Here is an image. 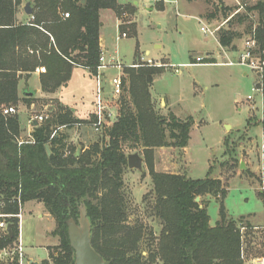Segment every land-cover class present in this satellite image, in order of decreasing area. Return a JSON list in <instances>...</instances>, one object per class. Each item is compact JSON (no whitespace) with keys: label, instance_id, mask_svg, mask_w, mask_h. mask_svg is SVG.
Masks as SVG:
<instances>
[{"label":"trees","instance_id":"trees-1","mask_svg":"<svg viewBox=\"0 0 264 264\" xmlns=\"http://www.w3.org/2000/svg\"><path fill=\"white\" fill-rule=\"evenodd\" d=\"M33 3L34 19L27 24L17 20L22 0H0V211L18 213V198L23 205L42 204L57 221L54 235L59 236L60 245L56 248L59 252L51 254L53 264H74L67 221L79 218L82 204L92 223V246L111 264H244L241 229L254 226L244 217L236 219L229 215L224 204L227 190L222 181L210 177V172L204 179H192L155 170L154 149L188 147L194 126L192 116L180 118L173 112L162 115L156 110L151 87L164 73V66L138 63L124 69L122 100H125L118 109V120L104 130L101 143L79 155L75 148L67 152L59 134L51 138L58 127L72 128L82 123L74 118L72 110L64 107L36 126L31 140L19 145L22 133L19 118L5 116L3 109L21 100L32 103L31 97L19 96V83L25 75L45 67L41 86L46 93H54L66 85L74 67L85 68L95 75L102 55L101 12L134 14L132 7L120 6L117 0ZM250 13L257 14V21L250 20ZM65 14L69 17L65 18ZM214 18L215 14H208V19ZM226 20L229 28L218 32L220 47L236 52V42L253 35L264 60V0H258L244 14L236 13ZM235 21L239 26L248 22L244 33L231 28ZM193 63L216 64L209 59ZM113 105L119 107L120 103ZM46 145L50 146V155ZM125 148L143 151L153 184L149 217L155 219L161 230L148 258L140 251L144 226L128 224L130 217L123 192V174L128 168ZM206 196L220 205L215 226L210 224L204 203ZM16 239L14 228L12 235L0 238V251L9 248Z\"/></svg>","mask_w":264,"mask_h":264},{"label":"rangeland","instance_id":"rangeland-1","mask_svg":"<svg viewBox=\"0 0 264 264\" xmlns=\"http://www.w3.org/2000/svg\"><path fill=\"white\" fill-rule=\"evenodd\" d=\"M26 1L28 3L31 1L33 6L34 0ZM120 1L128 3L133 8L134 14L124 12L118 16L115 13L120 19L119 28L113 14L110 11L103 12L102 33L107 35L110 51L117 52L124 65L150 64L148 60L169 64V67H164V73L157 77L151 87L152 98L153 96L158 98H153L156 110L162 115H168L171 112L168 106L172 102L180 118L192 115L196 120V126L191 132L187 156L180 151V153L169 154L170 151L159 153V148H157L158 151L154 149L155 170L163 173L162 166H167L169 168L167 171L171 174L203 179L211 167L210 177L221 180L229 187L224 202L229 215L237 219L242 216L259 218L250 221L253 228L244 227L242 232L244 264H257L255 262L257 259L264 258V196L259 198L258 195L261 188L258 171L260 167L264 169V159L260 163L258 150L264 135L263 98L260 93L253 92L256 78L252 72L238 65H223L239 56L247 36L236 42L237 51L232 52L220 47L218 33L206 34L201 31V28L208 27L214 30L223 25L222 28L228 29L227 17H233L237 12L244 14L247 8L254 6L258 0ZM23 6L22 1L19 11L24 13ZM210 13L215 14L216 18L208 19ZM249 18L255 22L258 17L256 13H250ZM233 23L231 28L241 33H244L248 26V22L241 26L236 24V21ZM124 32L127 33V38L122 37ZM206 59L216 64L200 63V65L183 66L195 61L205 62ZM150 65H156V62L152 61ZM244 73L248 76H244ZM118 75L117 70L104 72L107 82ZM107 82L104 83L105 89L109 91L110 86ZM95 83L84 70L76 69L70 81L66 86H62L58 94L64 97L70 110L77 106L83 107V103L87 109H91L90 100H94V109H96ZM22 84L25 92L35 93L31 97L32 103H24L21 100L20 103L13 105L18 111L16 115L22 130L19 140L26 142L31 140L30 135L35 128L34 124L30 123V118L43 115L50 119L62 107L53 93L35 91V87L39 86L35 79L29 83L25 76ZM122 96L123 89L117 99H108L113 113L110 122L108 121L110 124L115 123L119 118L117 111L124 105L122 102L125 100H122ZM248 96H253L255 101L253 103L247 101ZM159 97L165 101L161 102ZM114 102H119L120 106H114ZM228 126H231L233 130L229 129L230 133L226 137ZM58 134L64 138L67 152L75 148L79 155L92 145L101 143L104 130L93 128L83 130L74 126L61 128ZM225 138L229 139L231 146L234 145L230 148L233 150L229 151L234 152V157L237 159L236 165L229 162L227 155L229 151H225L224 147ZM124 152L127 155L139 153L144 157L142 150L125 148ZM240 161L252 166L254 173L243 174L239 168ZM123 182L127 212L130 217L128 224L144 226L140 251L145 258H148L151 249L155 247L154 240L159 237L161 229L155 219L149 217L150 202L154 196L146 163L144 162L143 172L127 168L123 174ZM204 200L211 219L210 223L215 226L219 219L220 205L209 196H206ZM244 218L249 220V217ZM56 229V219L45 210L42 204L29 202L24 205L23 242L27 260H33L38 264L48 260L50 264H53L51 254H57L59 251L56 248L60 245L59 236L54 235ZM151 231L154 232V238L151 236ZM15 247L14 242L7 248L5 254L0 252V264L13 262L9 259L13 256Z\"/></svg>","mask_w":264,"mask_h":264},{"label":"built area","instance_id":"built-area-1","mask_svg":"<svg viewBox=\"0 0 264 264\" xmlns=\"http://www.w3.org/2000/svg\"><path fill=\"white\" fill-rule=\"evenodd\" d=\"M238 13V12H237ZM65 18L69 17V14L64 15ZM32 19H34L32 17ZM223 27L218 26L214 30H210L208 27H202L201 31L203 33H209L211 35H216L220 29ZM123 38L128 37L127 33L122 34ZM239 56L235 58L234 60H230L229 62L223 64L227 66H241L248 71L252 72L255 75V83L253 92L260 93L263 98V106H264V60L262 58V53L259 52V46L257 44V41L253 35H249L247 37V40L245 41L244 48L239 52ZM100 66L97 67V72L95 74V82H96V113H95V122L92 123V127H94L96 130H106L113 126V124H110V120L113 117V113L111 111V107H109L108 99H117L123 89V73L125 66L122 64L120 60H113L109 63H106V58L102 52L101 59H100ZM151 64V62L149 61ZM112 69L117 70L119 72L118 76L113 77L109 81L110 91L105 90V77H104V70ZM37 72H41L42 74L46 73V68L41 67L37 69ZM247 101L254 102L255 99L253 96H248ZM118 112V111H117ZM18 113L16 107L11 106L8 108L3 109V114L5 116L10 115H16ZM48 119V116H35L30 118V123L38 122V124L43 123ZM264 120V116H263ZM109 121V122H108ZM59 127L57 130L54 131L51 138H54L58 131L61 130ZM25 143L24 141L19 140V145H22ZM259 161L261 163V160L264 159V135L262 137V141L259 144ZM259 163V164H260ZM258 178L261 184V188L259 190L260 193L264 195V169L263 167H260L258 171ZM19 202V210L16 214H4L0 211V238L10 235L8 231V227L11 226L12 228V234L13 229L15 228L17 230V239L15 241V250L13 256L10 258L11 261H16L18 264H27V259L24 253L25 246L23 242V220H24V205L22 204L21 200L18 198ZM245 228L243 227L241 231L243 232ZM7 249L2 250L0 252L6 253ZM244 259V256H242ZM257 264H264V258L257 259L255 261Z\"/></svg>","mask_w":264,"mask_h":264},{"label":"crops","instance_id":"crops-1","mask_svg":"<svg viewBox=\"0 0 264 264\" xmlns=\"http://www.w3.org/2000/svg\"><path fill=\"white\" fill-rule=\"evenodd\" d=\"M23 1V8L25 7V5L28 3V1H26V0H22ZM118 1V4L120 5V6H129V4L128 3H122L120 0H117ZM30 3H32L31 1H29ZM24 10V9H23ZM104 11H110L112 14H113V16H114V18H115V21H116V25H117V27H119L120 26V19H119V17L115 14V12H113L112 10H104ZM104 11H102L101 12V22H102V26H101V50H102V52H103V54H104V56H105V58H106V63H109V62H111V61H113L114 59L115 60H120L121 62H122V64H123V61H122V59H120L119 58V56H118V53L117 52H111L110 51V49H109V42H108V40H107V35L105 36V35H103V33H102V30L104 29V23H103V20H102V14H103V12ZM25 13V12H24ZM23 12H21V11H19L18 12V14H17V20H18V22L19 23H29V22H31V20H32V16H26L25 14H24ZM128 14V13H127ZM122 17V16H121ZM120 28V27H119ZM127 38V37H126ZM113 40H114V38H113ZM209 56H210V54H209ZM152 62V61H154V62H156V65L157 66H164V67H169V64H164V63H161V62H159V61H155V60H148L147 62ZM195 62H197V61H195ZM124 65V64H123ZM191 65H200V63H197V64H194L193 62L192 63H189V64H183V66H191ZM125 66V68H127V67H129V68H131V67H136V65H135V63H131V64H129V65H124ZM227 66V65H226ZM37 69H39V68H37ZM37 69H36V71L35 72H33L32 74H30V75H25L26 76V78L28 79V82L29 83H31V80H33V79H35L38 83H39V86L38 87H35L36 88V92L38 91V93L39 92H41V90H42V86H41V72H37ZM76 69H82V70H84L86 73H88L93 79H94V82H95V75H92L91 74V72H89V70H87V69H85V68H82V67H74V69H73V71L74 70H76ZM107 70H112V69H107ZM73 71H72V73H73ZM104 72H106V70H104L103 71V73ZM124 74V73H123ZM244 76H248V74L247 73H244ZM105 77V76H104ZM25 78V77H24ZM23 78V79H24ZM105 81L107 82V80L105 79ZM108 83V85H109V82H107ZM96 84V83H95ZM64 86H66V85H64ZM62 88V87H61ZM61 88H59L56 92H54L53 93V95H55V98L56 99H58V101L61 103L60 104V106L61 107H64V108H66V109H69V107H67L68 106V104H67V102L65 101V99H64V97H61V96H59V94H58V92H59V90L61 89ZM107 92H108V90L107 89H105ZM110 91V90H109ZM42 92H43V90H42ZM30 93H27V92H25V88L23 87V84H22V80L20 81V83H19V96H20V98H23L24 96H27V97H30V95H29ZM35 94V93H34ZM153 98L154 99H158L157 97H155V96H153ZM159 99H160V101L161 102H163V101H165V99H163V98H161V97H159ZM94 102V100L93 101H91L90 100V106H91V109H87V107H85V104L83 103V107H73V110H72V112H73V116H74V118L75 119H78V120H80V121H82V123H78V124H76L75 126H77V127H79V128H83V130H86V129H88L89 128V130L90 129H95L94 127H92V123H94L95 122V113H96V109H94V104L95 103H93ZM168 109L169 110H171V112H173L176 116H178L177 114H176V111H175V108H174V105L172 104V102L171 103H169V106H168ZM192 116V115H191ZM179 117V116H178ZM193 117V116H192ZM92 118H94V120H92ZM193 119H194V117H193ZM248 122L250 123V119L248 120ZM195 123H196V120L194 119V126H193V128L196 126L195 125ZM193 128H192V130H193ZM229 129H231V130H233L232 129V127L231 126H228L227 127V132H226V137H227V135L230 133V132H228V130ZM96 130V129H95ZM192 132V131H191ZM30 137H31V135H30ZM233 143V142H232ZM232 146H234L233 144H232ZM231 146V142H229V139L228 138H225L224 139V147H225V151H229L230 150V148L232 147ZM160 152L159 153H162L161 151H165V153H167V151H170L169 152V154L170 153H178L179 151L182 153V154H185L186 156H187V152H188V147H186V148H184V149H177V148H159L158 149ZM157 149H156V151H158ZM233 150V149H232ZM232 150H230V151H232ZM228 152L227 153V155H228V158H229V162H231V163H236V161H237V159L234 157V152ZM179 152V153H180ZM253 161H254V159H253ZM233 164V165H234ZM242 164H244V166H245V168L243 169L242 168ZM236 165V164H235ZM162 168L164 169L162 172L163 173H170L169 171H167V169H169L167 166H162ZM233 168H234V166H233ZM239 168L241 169V171H242V173L243 174H246V175H249L250 173H254L253 171H252V166L250 167V166H248L246 163H243V161H240L239 162ZM210 169H211V167L209 168V172H211L210 171ZM250 169V170H249ZM234 170V169H233ZM209 174V173H208ZM208 174H207V176H208ZM182 175V174H181ZM206 176V177H207ZM238 176V175H237ZM187 177L188 178H190L188 175H187ZM205 177V178H206ZM215 178V177H214ZM238 178H241V177H239L238 176ZM204 179V178H203ZM241 180H242V182H244L245 184H247L245 181H244V179H242L241 178ZM223 185L225 186V188H226V190H227V193H228V186H226L224 183H223ZM259 195V198H262L261 196H260V194H258ZM210 197V196H209ZM213 200H215L214 198H212ZM208 200H210V199H208ZM207 200V201H208ZM216 201V200H215ZM242 217H249V221H252V220H258L259 218L257 217V216H242ZM237 219V218H236ZM219 220V219H218ZM211 224V223H210ZM212 226V225H211Z\"/></svg>","mask_w":264,"mask_h":264},{"label":"water","instance_id":"water-1","mask_svg":"<svg viewBox=\"0 0 264 264\" xmlns=\"http://www.w3.org/2000/svg\"><path fill=\"white\" fill-rule=\"evenodd\" d=\"M24 12L28 16H32L34 10L31 6V3H27L24 7ZM30 97L34 94L30 93ZM38 122L34 123V126H38ZM46 150L50 155V146L46 145ZM144 158L139 153H133L128 155V168L130 170H138L143 172ZM242 168L245 166L242 164ZM200 197L196 198V202H200ZM68 227V237L75 252V261L74 264H111L110 261L105 260L92 246V223L88 216V211L85 204H82L79 208V218L69 219L67 221ZM10 235H12L11 226L8 227ZM31 263L38 264L37 262Z\"/></svg>","mask_w":264,"mask_h":264},{"label":"flooded vegetation","instance_id":"flooded-vegetation-1","mask_svg":"<svg viewBox=\"0 0 264 264\" xmlns=\"http://www.w3.org/2000/svg\"><path fill=\"white\" fill-rule=\"evenodd\" d=\"M27 264H32V263L30 262V260H28V261H27Z\"/></svg>","mask_w":264,"mask_h":264}]
</instances>
